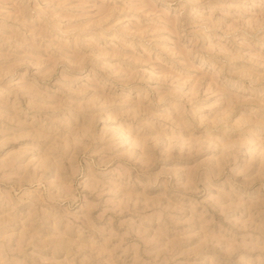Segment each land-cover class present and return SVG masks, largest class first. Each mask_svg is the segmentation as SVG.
I'll use <instances>...</instances> for the list:
<instances>
[{
    "label": "rangeland",
    "instance_id": "rangeland-1",
    "mask_svg": "<svg viewBox=\"0 0 264 264\" xmlns=\"http://www.w3.org/2000/svg\"><path fill=\"white\" fill-rule=\"evenodd\" d=\"M0 264H264V0H0Z\"/></svg>",
    "mask_w": 264,
    "mask_h": 264
}]
</instances>
